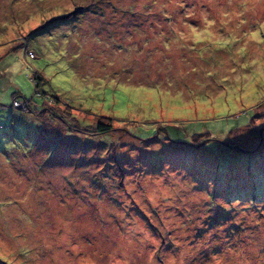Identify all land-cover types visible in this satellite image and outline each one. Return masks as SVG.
<instances>
[{
  "label": "rangeland",
  "instance_id": "1",
  "mask_svg": "<svg viewBox=\"0 0 264 264\" xmlns=\"http://www.w3.org/2000/svg\"><path fill=\"white\" fill-rule=\"evenodd\" d=\"M0 104V264H264V0H0Z\"/></svg>",
  "mask_w": 264,
  "mask_h": 264
},
{
  "label": "trees",
  "instance_id": "2",
  "mask_svg": "<svg viewBox=\"0 0 264 264\" xmlns=\"http://www.w3.org/2000/svg\"><path fill=\"white\" fill-rule=\"evenodd\" d=\"M35 77V76H34ZM35 80H39V78L38 77H35ZM33 81V79H32V81H30V82H32V85H33V87L34 88H37V82L36 81ZM38 89V88H37ZM36 92H34V94H35ZM34 94H33V96H34ZM37 95V94H36ZM35 95V96H36ZM20 96V95H19ZM18 96H16V93H14V94H12V96H11V99L12 100H15V102H17V100H18V98H19V100L20 99H23L22 98V96H20V97H18ZM24 97V96H23ZM15 98H17V99H15ZM25 98V97H24ZM18 100V101H19ZM40 102H41V100H40ZM40 102H37V103H40ZM9 107V106H8ZM8 107H5V106H2L1 104H0V108H2V109H7ZM112 124H111V122L110 121H102V120H100V121H98V122H96V124H95V127H94V131H96V136H101V134H107V133H111L113 130H112V126H111ZM182 144H184L183 142H181ZM219 143V142H218ZM221 144H223V143H221ZM232 148V150H233V148H236V147H234V146H231ZM241 152V153H243L242 151H244V150H242V149H240V148H236V151L235 152ZM244 153L245 154H249V153H251L250 151L249 152H247V151H244Z\"/></svg>",
  "mask_w": 264,
  "mask_h": 264
},
{
  "label": "bare ground",
  "instance_id": "3",
  "mask_svg": "<svg viewBox=\"0 0 264 264\" xmlns=\"http://www.w3.org/2000/svg\"><path fill=\"white\" fill-rule=\"evenodd\" d=\"M91 224H89V226H90Z\"/></svg>",
  "mask_w": 264,
  "mask_h": 264
}]
</instances>
